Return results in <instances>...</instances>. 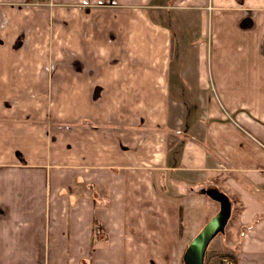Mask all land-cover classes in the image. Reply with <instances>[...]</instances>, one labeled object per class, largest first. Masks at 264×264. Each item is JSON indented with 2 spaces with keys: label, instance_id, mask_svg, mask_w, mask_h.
<instances>
[{
  "label": "crops",
  "instance_id": "0c3cea01",
  "mask_svg": "<svg viewBox=\"0 0 264 264\" xmlns=\"http://www.w3.org/2000/svg\"><path fill=\"white\" fill-rule=\"evenodd\" d=\"M165 178L264 264V0H0V264H180Z\"/></svg>",
  "mask_w": 264,
  "mask_h": 264
},
{
  "label": "rangeland",
  "instance_id": "374dc122",
  "mask_svg": "<svg viewBox=\"0 0 264 264\" xmlns=\"http://www.w3.org/2000/svg\"><path fill=\"white\" fill-rule=\"evenodd\" d=\"M178 187L180 188L171 185L169 178H165L163 181L155 184L156 191L162 194L165 189L166 193L165 200L167 205L164 214V222L167 241L174 235L175 240L178 237L180 245H185L187 248L203 226L219 213L220 204L206 194L207 191H214L212 187L193 188L192 185ZM224 190H226L228 196L232 195L230 194V189L225 188ZM174 193L180 194L175 199L176 202L172 200ZM178 207L179 209H177ZM142 210L143 207H139L137 210L138 213L133 214V219L136 217L139 222H141L142 219L150 220L152 215ZM132 212H136L135 208ZM234 213L236 212L234 211ZM234 213L232 210V216L228 219L224 230L218 233L209 243L206 249L207 253L204 264H228V260L233 262L231 258L227 257L232 254L230 250L227 251L226 248L232 247L234 251L237 249V243L232 246V244L236 242H232L231 234L236 221L232 219ZM178 262H180V264L183 263L182 256L179 257Z\"/></svg>",
  "mask_w": 264,
  "mask_h": 264
},
{
  "label": "water",
  "instance_id": "95a60500",
  "mask_svg": "<svg viewBox=\"0 0 264 264\" xmlns=\"http://www.w3.org/2000/svg\"><path fill=\"white\" fill-rule=\"evenodd\" d=\"M206 194L219 202L220 211L203 226L190 242L182 257L183 264H204V256L209 243L224 230L230 217V203L224 194L215 190L207 191Z\"/></svg>",
  "mask_w": 264,
  "mask_h": 264
},
{
  "label": "trees",
  "instance_id": "16d2710c",
  "mask_svg": "<svg viewBox=\"0 0 264 264\" xmlns=\"http://www.w3.org/2000/svg\"><path fill=\"white\" fill-rule=\"evenodd\" d=\"M206 253H207V252H205L204 261H205ZM227 257H229V258L232 259V256H227ZM233 263H235V262L233 261Z\"/></svg>",
  "mask_w": 264,
  "mask_h": 264
},
{
  "label": "built area",
  "instance_id": "2783aa9c",
  "mask_svg": "<svg viewBox=\"0 0 264 264\" xmlns=\"http://www.w3.org/2000/svg\"><path fill=\"white\" fill-rule=\"evenodd\" d=\"M228 264H231L230 262H228Z\"/></svg>",
  "mask_w": 264,
  "mask_h": 264
},
{
  "label": "bare ground",
  "instance_id": "6f19581e",
  "mask_svg": "<svg viewBox=\"0 0 264 264\" xmlns=\"http://www.w3.org/2000/svg\"><path fill=\"white\" fill-rule=\"evenodd\" d=\"M158 37V36H157ZM136 52V51H135Z\"/></svg>",
  "mask_w": 264,
  "mask_h": 264
}]
</instances>
